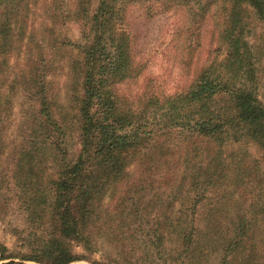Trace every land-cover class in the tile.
<instances>
[{
  "label": "rangeland",
  "instance_id": "rangeland-1",
  "mask_svg": "<svg viewBox=\"0 0 264 264\" xmlns=\"http://www.w3.org/2000/svg\"><path fill=\"white\" fill-rule=\"evenodd\" d=\"M11 2H0V20ZM119 2L30 0L27 28L18 37L10 29L14 46L0 56V248L6 255L30 257L46 240L52 193L41 196L40 187L56 169L50 150L40 149V76L46 73L50 111L74 113L82 96V52L94 38L82 13L90 19L101 5ZM162 2L128 7L136 73L119 85V94L134 105L185 92L201 68L225 57L216 45L228 15L222 1L203 0L208 7L201 10ZM245 18V39L264 45V23L251 13ZM259 61L264 105V54ZM69 141L79 151L78 134ZM148 150L126 166L117 193L85 226L89 240L69 243L78 259L71 264H264V151L256 143L220 146L168 132ZM26 151L34 152L33 161ZM136 186L142 193H132Z\"/></svg>",
  "mask_w": 264,
  "mask_h": 264
},
{
  "label": "trees",
  "instance_id": "trees-1",
  "mask_svg": "<svg viewBox=\"0 0 264 264\" xmlns=\"http://www.w3.org/2000/svg\"><path fill=\"white\" fill-rule=\"evenodd\" d=\"M6 1L0 0L3 4ZM29 1L13 0L9 3L11 11L2 12L1 57H6L14 46L10 29L16 30L18 37L27 28L33 6ZM140 1L147 0L101 5L90 19L83 11L84 27H90L87 30L92 31L94 38L82 52V96L74 113L56 117L50 111L51 104L43 95L46 73L40 76V149L50 150L52 169H56V174L49 175L40 187L41 196L44 191L52 193L47 205L46 240L34 255L19 259L0 248V264L77 261L69 243L89 240L84 235L85 226L102 213L106 201L117 193L119 183L128 176L126 166L137 156L141 162L148 147L164 133H191L220 146L249 139L264 151V105L258 99L257 77L264 45H250L245 39V16L251 13L264 23V0H217L228 7L226 27L219 29L216 38L217 47L225 52L224 59L216 56L201 68L185 92L134 105L119 94V85L136 73L135 37L127 14L129 5ZM162 1V6L194 3L199 10L208 7L203 0ZM2 98L8 103L5 95ZM71 133L78 134L79 151L70 148ZM26 154L28 161L34 160V152ZM194 181L197 188L200 182ZM205 184L211 186L212 180ZM142 189L136 186L131 192L142 193Z\"/></svg>",
  "mask_w": 264,
  "mask_h": 264
}]
</instances>
